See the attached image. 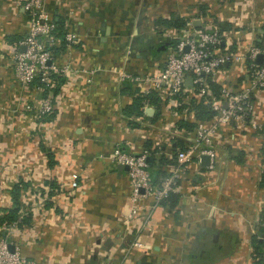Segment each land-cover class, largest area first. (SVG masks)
Returning <instances> with one entry per match:
<instances>
[{
    "label": "crops",
    "instance_id": "0c3cea01",
    "mask_svg": "<svg viewBox=\"0 0 264 264\" xmlns=\"http://www.w3.org/2000/svg\"><path fill=\"white\" fill-rule=\"evenodd\" d=\"M43 1L74 38L55 61L75 71L54 74L63 79L54 116L45 124L47 142L57 152H49L42 160L47 167L38 170L46 179L39 193L48 200L26 224L15 226L8 244L31 264H264V89L253 93L255 109L243 130L233 123L220 128L212 167L187 164L179 191L159 202L152 196L140 200L136 215L127 216V169L107 158L117 146L146 151L153 180L167 174L186 143L179 122L198 120L195 104L210 105L187 78L176 99H160L158 107L144 102L143 110L154 109L151 116L127 115L125 106L145 93L138 78L157 74L190 28L217 27L228 52L259 46L264 0ZM23 3L0 0V99L16 93L34 106L19 85L6 90L16 83L8 67L13 49L29 26ZM176 20L184 25L175 26ZM119 69L137 79L121 82ZM246 72L245 63L229 62L206 76L210 97L217 98L222 85L239 90ZM7 172L0 171V209L12 206L13 183L27 180ZM48 177L60 183L59 192L45 187Z\"/></svg>",
    "mask_w": 264,
    "mask_h": 264
},
{
    "label": "built area",
    "instance_id": "2783aa9c",
    "mask_svg": "<svg viewBox=\"0 0 264 264\" xmlns=\"http://www.w3.org/2000/svg\"><path fill=\"white\" fill-rule=\"evenodd\" d=\"M23 8L28 15V31L19 41V47L24 50L13 49L12 58L18 80L29 87H33L36 78L45 86L50 87L55 82L51 74L67 75L74 72L67 63L57 64L53 52L46 48V42H56L53 32L56 23L46 12L43 0H23ZM66 44L74 42L71 34H65ZM187 47V50L185 49ZM262 55V62L258 63L256 57ZM229 62H243L246 64V78L239 90H232L222 85L217 98L210 97L206 76L214 74ZM77 72V70H76ZM118 79L123 82L135 80L127 72L119 69ZM192 85L199 87V94L204 97L203 102L210 105L213 115L208 120H198L190 131L183 130V147L177 150L175 161L167 174L156 183L149 171L148 154L146 151L134 154L119 146L114 147L107 156L115 163L127 166L130 183L131 207L127 216L136 215L139 210L138 202L152 196L155 202L166 198L169 194L179 191V179L187 164H199L202 155H208V167H212L218 157L214 146V138L220 128L233 123L239 130H243L246 121L255 109L253 93L264 89V33L259 46L253 45L240 53L228 52L223 47V37L217 27L211 29L190 28L181 39L168 52L161 70L154 75H146L141 80L145 86L144 92L154 91L164 100L171 99L186 88V79ZM39 90L42 87H36ZM176 102V100L174 101ZM29 107V105H27ZM54 105L49 98L39 101L38 109L42 113L51 112ZM71 186H76L72 180ZM140 243L135 241L134 245ZM264 258V249L262 253ZM0 264H31L20 252L10 251L8 241L0 238Z\"/></svg>",
    "mask_w": 264,
    "mask_h": 264
},
{
    "label": "rangeland",
    "instance_id": "374dc122",
    "mask_svg": "<svg viewBox=\"0 0 264 264\" xmlns=\"http://www.w3.org/2000/svg\"><path fill=\"white\" fill-rule=\"evenodd\" d=\"M8 67L10 70L9 75L13 74L16 80L15 84L10 83L7 86L6 90L8 94L10 90L13 89L12 87L14 85H19L21 90L28 92L30 98L28 100L37 103V105L34 106L32 104H27L21 97H15L16 93L15 95L13 94V96L8 95L0 99V171H13L16 172L15 174H24L26 175L24 178L27 179L25 182L30 186V188L27 187L21 192L18 215L20 219L21 215H23V218L26 214L28 215L29 212L33 214L39 204L43 205L45 199L48 198L46 197L44 199L45 196L42 197L39 193V188H43V186H39L38 184H44L43 182L46 179H43L44 174L39 176L38 170H40L41 166L47 167V165L43 164L42 160H45L49 152L56 153L57 148L53 147L55 149L52 151L50 142H47L48 125L45 124L47 119H45V113L39 111L38 104L42 98H49L54 105L52 109L54 110L56 98L52 90H49V95L46 94L45 96H41L37 88L22 84L17 78L13 58H10ZM26 98L28 97L26 96ZM27 105H29V107H27ZM42 171H45V168H43ZM4 181H6V179L3 180V182ZM47 181L50 182L49 185L45 183V187L48 190L52 188L53 192L60 191V183L58 184L55 179L49 178ZM9 183H12V181L9 180ZM1 200L3 203L5 202L2 195H0V201ZM38 200L42 201L40 202ZM15 226L16 223H0V238L8 241L13 232L12 230L16 228Z\"/></svg>",
    "mask_w": 264,
    "mask_h": 264
},
{
    "label": "trees",
    "instance_id": "16d2710c",
    "mask_svg": "<svg viewBox=\"0 0 264 264\" xmlns=\"http://www.w3.org/2000/svg\"><path fill=\"white\" fill-rule=\"evenodd\" d=\"M56 23V29L53 32V37L56 39V42L49 44L46 42V48L51 50L53 54L56 57V54H59L60 52L64 51L65 45H66V40H65V27H64V21L59 19L55 21ZM174 25L177 27H182L184 25L183 20H176L174 22ZM10 40V37H9ZM51 76L54 78V80L58 81L56 85L53 87H47L45 86L42 82L38 80V78L35 79L33 82L34 88L36 87H42L39 92L41 93V96H45L49 90H53V94L56 95L59 90V84L62 82V76L61 75H55L51 74ZM56 77V78H55ZM177 95H174L173 97L176 99ZM154 105L155 107H158L160 103V98L156 95L154 91L150 92H145V93H140L137 92V96L132 100L130 104H127L124 108V112L127 115L130 114H136V115H144V110H143V105L144 102H147ZM195 115L198 120H208L212 115L213 111L205 106L202 105L201 102L195 104ZM46 117L45 118H52L54 116V111L50 113H45ZM154 116L151 118L153 119ZM200 118V119H199ZM197 120V121H198ZM196 124V121H187V120H181L179 122V127H183L186 130L190 131L194 128ZM153 179V178H152ZM155 181V180H154ZM26 183L21 181V182H15L13 183L10 193H11V198H12V206L9 208H1L0 209V223L1 224H8V223H16V226L21 227L23 224H26L30 217L31 213L22 218L23 215H21L19 219V210H20V197H21V192L23 189H26Z\"/></svg>",
    "mask_w": 264,
    "mask_h": 264
},
{
    "label": "water",
    "instance_id": "95a60500",
    "mask_svg": "<svg viewBox=\"0 0 264 264\" xmlns=\"http://www.w3.org/2000/svg\"><path fill=\"white\" fill-rule=\"evenodd\" d=\"M104 28H105L106 32H108V27L106 26ZM24 49H25L24 46H21V50L23 51ZM185 49L187 50V47ZM256 61L258 63H261L262 62V55L261 54H258L257 55ZM153 111H154V109L152 107H147L144 110L145 114L148 115V116H151L152 113H153ZM148 161H149V157H148ZM200 162H201L202 165L209 164V157H208V155H202L200 157ZM122 167H124L125 169H127V166H122ZM8 247H9L10 251H13L14 250L13 245L8 244Z\"/></svg>",
    "mask_w": 264,
    "mask_h": 264
}]
</instances>
